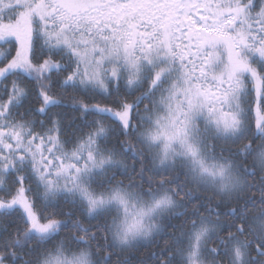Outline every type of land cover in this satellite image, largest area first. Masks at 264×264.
I'll list each match as a JSON object with an SVG mask.
<instances>
[{
  "label": "snow or ice",
  "instance_id": "6c2138e0",
  "mask_svg": "<svg viewBox=\"0 0 264 264\" xmlns=\"http://www.w3.org/2000/svg\"><path fill=\"white\" fill-rule=\"evenodd\" d=\"M141 246L264 264V0H0V264Z\"/></svg>",
  "mask_w": 264,
  "mask_h": 264
},
{
  "label": "trees",
  "instance_id": "16d2710c",
  "mask_svg": "<svg viewBox=\"0 0 264 264\" xmlns=\"http://www.w3.org/2000/svg\"><path fill=\"white\" fill-rule=\"evenodd\" d=\"M6 99V98H5ZM89 103H92V102H94V101H91V100H89L88 101ZM29 107V103L28 102H26L25 103V105H24V107L23 108H21L19 111H21V112H23L25 109H27ZM32 107H34V108H39L40 107V104L39 103H36V102H32ZM141 107H143V106H141ZM56 111H61V112H71V109H65V108H53V109H51V112H56ZM76 115L78 116L79 115V113H76ZM27 118H32L31 116H29V117H27ZM92 117H88V119H91ZM35 119L37 120V121H40V120H42V119H45V117H42V116H35ZM77 123H79V120L77 121ZM37 131H39L40 129H39V127H37V129H36ZM85 131H87V129H85ZM120 139H123V137H121ZM72 147V145H68V148L70 149ZM132 161L129 159L128 160V163H131ZM251 165H252V159L251 158H249L248 159V161H247V166L248 167H251ZM137 167H139V165H137ZM259 176V172L257 171V177ZM122 177H118V179H121ZM125 183H127V180H125ZM258 193H257V198H258ZM229 207H235V204H233V205H230ZM258 210H259V204H257V206H256V208L255 209H252V208H250L249 209V211L250 212H252L253 214H255L256 212H258ZM61 219H63V217H60ZM214 219V218H213ZM172 223H174V224H179V221L178 220H174V221H172ZM167 231L168 232H171L172 230L171 229H167ZM61 235H63V233H61ZM57 239H59V237H57ZM167 239V236H165V235H163V234H161V236L158 238V242H159V244L161 245V246H163L164 245V242H165V240ZM152 249L151 248H145V247H139V249L138 250H136V251H133V252H131L130 253V256L133 258L132 259V264H136V262L139 260V259H142V258H145L146 256H147V254H148V252H150ZM115 259H116V257L114 256L113 257V261H115Z\"/></svg>",
  "mask_w": 264,
  "mask_h": 264
}]
</instances>
